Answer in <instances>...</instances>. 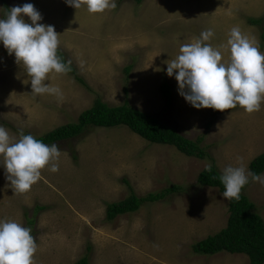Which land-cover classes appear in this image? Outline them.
<instances>
[{
    "label": "rangeland",
    "instance_id": "374dc122",
    "mask_svg": "<svg viewBox=\"0 0 264 264\" xmlns=\"http://www.w3.org/2000/svg\"><path fill=\"white\" fill-rule=\"evenodd\" d=\"M7 2L9 9L32 3L41 23L55 26L58 50L85 82L50 73L46 83L59 87L62 98L34 95L31 77L0 44V125L14 139L21 131L38 138L76 123L100 99L110 106L129 102L191 140L203 136L210 154L191 158L127 127L92 128L60 143L59 171L42 169L26 193L14 192L0 166V220L32 229L38 245L34 264H75L85 256L90 264H250L244 254L199 255L192 247L226 229L230 218L229 200L218 189L199 185V175L209 164L222 173L241 161L251 172L252 161L264 154V102L251 114L239 106L196 109L179 95L165 61L208 29L214 36L206 43L221 51L222 62L230 60L226 45L233 27L264 53L263 30L249 22L264 18V0H116V9L96 14L65 0ZM6 13L0 0V18ZM164 83L173 87L169 102ZM249 180L244 194L264 219V186ZM127 182L140 197L174 185L183 191L109 222L107 205L130 196Z\"/></svg>",
    "mask_w": 264,
    "mask_h": 264
},
{
    "label": "clouds",
    "instance_id": "9594fccd",
    "mask_svg": "<svg viewBox=\"0 0 264 264\" xmlns=\"http://www.w3.org/2000/svg\"><path fill=\"white\" fill-rule=\"evenodd\" d=\"M65 3L76 10L86 6L93 14L117 7L116 0H65ZM42 20V14L32 3L13 6L6 18H0V44L31 77L32 94L62 98L61 89L46 81L50 73L70 72L71 62H63L58 55L60 34L55 26L41 23ZM213 36L214 32L208 29L193 42L183 44L175 59L165 61L167 76H174L179 95L196 109L223 112L239 106L249 114L260 111L264 102V53L239 27H233L226 45L230 60L222 62L221 51L206 43ZM60 156L57 144L48 145L23 131L16 140L0 125V166L5 168L6 180L14 192H28L46 167L58 172ZM206 170L211 171L210 164ZM249 177L264 186V174L250 172L242 161L239 166L224 168L220 176L225 189L223 197L239 200ZM31 232V228L14 220H0V264H34L38 245Z\"/></svg>",
    "mask_w": 264,
    "mask_h": 264
},
{
    "label": "trees",
    "instance_id": "16d2710c",
    "mask_svg": "<svg viewBox=\"0 0 264 264\" xmlns=\"http://www.w3.org/2000/svg\"><path fill=\"white\" fill-rule=\"evenodd\" d=\"M137 1L141 2V0ZM3 4L6 12H8L7 0H3ZM249 22L255 27H261L263 30L262 38L264 39V18L253 19ZM58 55L63 62H68L61 50H58ZM70 68L71 71L68 74L75 75L85 85V82L77 76L76 69L72 64H70ZM130 71L131 68H128L127 72ZM172 90L173 87L169 83L163 84L162 92L168 102L171 101ZM211 125L212 123L209 127ZM119 127L129 128L149 143L175 147L188 157L200 160L210 158L208 150L203 147L205 137L200 136L196 140H191L173 126L132 106L129 102L120 106H110L98 99L92 108L80 115L78 122L60 126L37 139L48 145L53 143L59 145L80 138L92 128L113 129ZM250 170L257 174L264 173V154L252 161ZM221 174L218 168L212 165L211 171L205 169L199 175L198 184L218 189L222 194L225 189L220 181ZM127 183L129 185V182ZM129 189L130 196L126 200L107 205L106 218L109 222H113L120 216L137 213L145 204L162 202L183 191L181 186L174 185L159 193H151L145 197H140L132 187ZM244 190L245 187L242 189L239 200H229L230 218L227 228L194 244L192 250L195 254L207 256H213L221 252L244 254L249 257L250 264H264V219L257 213L255 204L244 194ZM29 223L32 225L33 221L31 220ZM75 264H90V259L85 256Z\"/></svg>",
    "mask_w": 264,
    "mask_h": 264
}]
</instances>
